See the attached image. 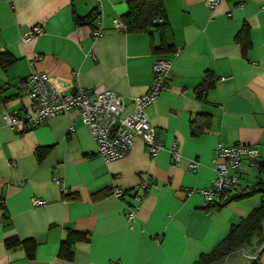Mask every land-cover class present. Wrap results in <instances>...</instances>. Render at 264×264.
<instances>
[{
    "label": "crops",
    "instance_id": "0c3cea01",
    "mask_svg": "<svg viewBox=\"0 0 264 264\" xmlns=\"http://www.w3.org/2000/svg\"><path fill=\"white\" fill-rule=\"evenodd\" d=\"M128 1L101 0L99 17L87 24L74 17L95 11L93 0H0V55L10 58L0 64V264H194L264 203V191L234 199L264 184L247 160L221 207H206L200 193L216 177L218 143L253 147L264 163V0H217L214 8L163 0V30L117 31L113 21ZM36 25L44 33L23 44ZM97 29L103 35L94 39ZM237 36L248 42L245 53ZM157 59L171 64V76L146 114L158 141L178 145L176 164L165 151L151 158L139 139L124 158L104 162L76 110L21 134L3 120L30 111L32 73L46 74L63 93L77 86L116 92L126 115L131 98L151 85ZM38 149H46L41 161ZM190 160L198 162L194 172ZM115 189L127 195L114 197ZM133 195L141 203L128 222ZM34 198L45 206L34 207ZM69 230L89 239L72 242L66 256ZM10 239L31 240V257L22 245L6 248ZM212 264H264V220L247 244Z\"/></svg>",
    "mask_w": 264,
    "mask_h": 264
},
{
    "label": "built area",
    "instance_id": "2783aa9c",
    "mask_svg": "<svg viewBox=\"0 0 264 264\" xmlns=\"http://www.w3.org/2000/svg\"><path fill=\"white\" fill-rule=\"evenodd\" d=\"M96 2L95 11L100 15L101 0ZM210 8H214L217 0H206ZM99 17V16H98ZM117 31L125 32L124 25L119 20L113 21ZM101 29L92 33V37L98 38L103 35ZM43 27L33 26L22 37V43L42 35ZM171 76V64L168 61L157 59L152 66V83L147 92L131 98V111L124 115L126 108L125 98L116 92L105 88L84 90L80 86L70 93L58 91L44 73H32L25 80L27 96L30 100V111L26 114L3 113L5 124L14 132L21 134L33 131L43 126L49 119L67 114L76 110L78 115L89 131L96 146L97 155L106 163L124 158L131 149L135 140H141L151 158L162 151L170 155L173 164L181 159L179 147L176 143L164 146L157 139L156 129L151 125L146 114V108L153 103L166 89ZM259 159L258 151L250 146L236 144L223 146L218 143L214 150V171L216 177L208 187L201 190L206 207H221L224 204L228 191L238 187L239 171L242 161L247 160L254 167ZM198 162L190 160L189 171H196ZM143 188L146 185L143 184ZM189 192L188 194H191ZM112 195L124 198L127 193L115 189ZM132 199L137 203L135 207L125 214L128 222L133 221L135 212L141 203V195H133ZM46 202L41 199H32L34 207H43Z\"/></svg>",
    "mask_w": 264,
    "mask_h": 264
},
{
    "label": "trees",
    "instance_id": "16d2710c",
    "mask_svg": "<svg viewBox=\"0 0 264 264\" xmlns=\"http://www.w3.org/2000/svg\"><path fill=\"white\" fill-rule=\"evenodd\" d=\"M93 13V14H92ZM89 16L85 18L74 17L76 23L91 24L95 18L98 17V12L93 11ZM120 22L124 25L126 32H144L155 26L156 28L163 30L166 26L165 13L163 7V0H129L127 2V12L120 17ZM248 32L246 24H243L242 35ZM237 36V40H240L241 49L243 53L248 50V42L245 43L242 38ZM242 39V42H241ZM10 63V58L5 55H0V64L2 66ZM208 86L211 85V79L207 82ZM206 87V86H205ZM208 88V87H207ZM192 131L196 133L198 128H192ZM193 132V133H194ZM46 154V149H38L37 157L41 161ZM254 167L264 174V163L257 161ZM258 191H264V184H256L244 190L243 194H239L234 199H242L244 197L253 195ZM0 208H3L2 202H0ZM217 209L218 207H213ZM264 220V203L255 208L245 219L241 221L239 225L233 226L230 229L229 234L224 238L209 254L202 255L194 264H212L220 261L224 257L228 256L233 251L240 248L242 245L247 244L251 237L260 231L262 228V222ZM89 236L87 233L74 232L69 230L67 233V243L62 246L61 249L66 256H68L69 246L74 241H87ZM6 248L22 245L24 246L30 256V251L33 252L35 245L31 240L19 242L17 239H10L4 242ZM31 257V256H30Z\"/></svg>",
    "mask_w": 264,
    "mask_h": 264
}]
</instances>
